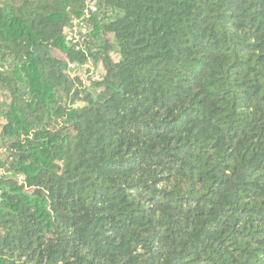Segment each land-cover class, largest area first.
I'll use <instances>...</instances> for the list:
<instances>
[{
	"label": "trees",
	"instance_id": "trees-1",
	"mask_svg": "<svg viewBox=\"0 0 264 264\" xmlns=\"http://www.w3.org/2000/svg\"><path fill=\"white\" fill-rule=\"evenodd\" d=\"M0 264H264V0H0Z\"/></svg>",
	"mask_w": 264,
	"mask_h": 264
},
{
	"label": "built area",
	"instance_id": "built-area-1",
	"mask_svg": "<svg viewBox=\"0 0 264 264\" xmlns=\"http://www.w3.org/2000/svg\"><path fill=\"white\" fill-rule=\"evenodd\" d=\"M89 12H95L96 11V5H91L89 10ZM73 27L72 29L66 31L65 33V41L69 44V45H75L76 48H79V46H81V40L79 37V33H81V31L83 30V28L85 27L84 24H81V26H77Z\"/></svg>",
	"mask_w": 264,
	"mask_h": 264
}]
</instances>
